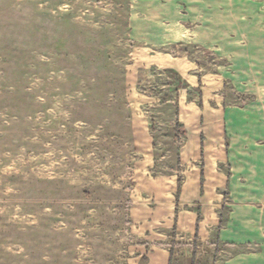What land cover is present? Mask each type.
Masks as SVG:
<instances>
[{"label": "rangeland", "instance_id": "obj_1", "mask_svg": "<svg viewBox=\"0 0 264 264\" xmlns=\"http://www.w3.org/2000/svg\"><path fill=\"white\" fill-rule=\"evenodd\" d=\"M249 146L264 0H0V264H264Z\"/></svg>", "mask_w": 264, "mask_h": 264}, {"label": "crops", "instance_id": "obj_2", "mask_svg": "<svg viewBox=\"0 0 264 264\" xmlns=\"http://www.w3.org/2000/svg\"><path fill=\"white\" fill-rule=\"evenodd\" d=\"M149 158L146 157L145 161H148ZM227 159L229 162L233 161V167L239 168V165H244V167H248L249 169H258L264 165V148L255 146L240 147L239 151H231ZM221 160H224V157H221Z\"/></svg>", "mask_w": 264, "mask_h": 264}]
</instances>
